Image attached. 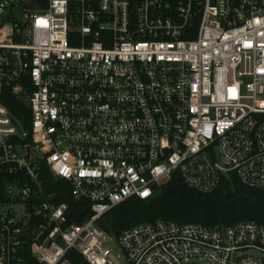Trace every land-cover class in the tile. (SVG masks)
<instances>
[{"label":"built area","instance_id":"2783aa9c","mask_svg":"<svg viewBox=\"0 0 264 264\" xmlns=\"http://www.w3.org/2000/svg\"><path fill=\"white\" fill-rule=\"evenodd\" d=\"M3 88L0 264H264V223L97 225L175 172L264 190V0H0Z\"/></svg>","mask_w":264,"mask_h":264},{"label":"trees","instance_id":"16d2710c","mask_svg":"<svg viewBox=\"0 0 264 264\" xmlns=\"http://www.w3.org/2000/svg\"><path fill=\"white\" fill-rule=\"evenodd\" d=\"M35 2L44 6L47 0ZM0 100L27 128L29 113L23 100L11 94L8 88H3ZM43 175L45 186L50 191H56L55 202L72 207L74 203L69 185L64 181H56L45 168ZM158 219L208 227L229 226L240 221L264 223V190L245 185L231 172L221 179L214 191L200 193L188 187L180 174L175 172L167 181L155 185L150 197L131 198L115 206L102 216L97 225L108 234L118 237L137 224ZM73 221H80L79 214ZM67 256L73 264H87L75 251H69Z\"/></svg>","mask_w":264,"mask_h":264},{"label":"rangeland","instance_id":"374dc122","mask_svg":"<svg viewBox=\"0 0 264 264\" xmlns=\"http://www.w3.org/2000/svg\"><path fill=\"white\" fill-rule=\"evenodd\" d=\"M106 245H107V247L113 249V251H117V249H118L117 242L114 238H110V240L108 241V243Z\"/></svg>","mask_w":264,"mask_h":264},{"label":"water","instance_id":"95a60500","mask_svg":"<svg viewBox=\"0 0 264 264\" xmlns=\"http://www.w3.org/2000/svg\"><path fill=\"white\" fill-rule=\"evenodd\" d=\"M55 179L56 180H59V177H55ZM88 210V207H86L84 210H83V213H82V215H84L85 214V212Z\"/></svg>","mask_w":264,"mask_h":264}]
</instances>
